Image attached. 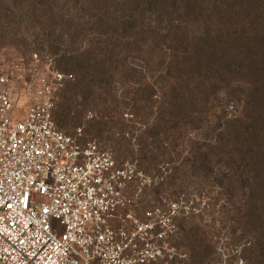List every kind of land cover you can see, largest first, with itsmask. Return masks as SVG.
Here are the masks:
<instances>
[{"label": "trees", "instance_id": "1", "mask_svg": "<svg viewBox=\"0 0 264 264\" xmlns=\"http://www.w3.org/2000/svg\"><path fill=\"white\" fill-rule=\"evenodd\" d=\"M32 44L74 77L60 130L122 133L139 169L165 167L168 199L217 205L191 237L200 262L227 238L235 261L264 264V0H0V46Z\"/></svg>", "mask_w": 264, "mask_h": 264}, {"label": "built area", "instance_id": "2", "mask_svg": "<svg viewBox=\"0 0 264 264\" xmlns=\"http://www.w3.org/2000/svg\"><path fill=\"white\" fill-rule=\"evenodd\" d=\"M73 78L45 50L0 58V264H188L172 236L191 205L169 200L140 215L156 179L118 165L82 127L58 128L54 110Z\"/></svg>", "mask_w": 264, "mask_h": 264}, {"label": "rangeland", "instance_id": "3", "mask_svg": "<svg viewBox=\"0 0 264 264\" xmlns=\"http://www.w3.org/2000/svg\"><path fill=\"white\" fill-rule=\"evenodd\" d=\"M44 49L46 50V47L40 46L39 44H32L31 46L4 45V46H0V58L15 57L23 52L29 53L31 51L33 52L34 50H44ZM14 114H16V117H19L18 111H16ZM128 118L131 119V116H128ZM137 128H139V124L138 125L136 124V127L132 131L131 129H128L129 133H125L124 137L130 138L131 134L133 136L139 135L140 131H135V129ZM121 134L122 133L116 132L114 137L104 138L98 142L101 144L102 147L111 148L118 165H121L124 162H132L136 164L138 170L143 172L147 177L156 179L153 185L147 186L145 188V199L141 202V204L138 207H135L136 212L142 215L146 209H150L158 206H162L163 208L167 209L168 204H170V201L172 200H176L175 202L178 203L179 208H183V209L185 204L186 205L192 204L191 202L187 203L188 200L189 201L193 200L192 198L195 199L194 200L195 202L196 201L199 202L200 196L198 198L192 195L186 196V194L184 193L177 198L178 200L171 196H169V198L172 200L168 199L166 195L169 194L166 191V186L164 183L165 182L164 177H166L165 167L158 166L148 171L146 170L143 171L142 169H139L136 161H133L131 157H125L126 154H128V152L126 153L124 147L117 143L118 141H120V138L122 137ZM85 140H93V139H85ZM127 147H137V146L133 145ZM131 188L134 187L132 186ZM131 188H129L128 194L129 192L130 194L131 192H133ZM214 195H215L214 197H216L217 199L212 198L210 200L211 203H214L215 200L219 201L220 203L223 202V199L218 200L217 194ZM129 208H126V211L129 210ZM217 208H218L217 205H215V207L207 206L205 210L202 208H196L190 211L189 213L188 212L181 213L177 217H175L174 222H175L176 230L172 236V241L174 243L179 241V243L182 244V247L179 249L181 251L182 250L185 251L188 254V256L190 255L192 257V261L195 264H233L234 257L237 254L236 253L237 250L235 247L236 245L231 244L229 239L227 240V238H224L223 241H219V242L216 241V243L214 242L215 246L214 245L212 246V244H210L208 246V251L206 253L207 257L204 259L205 261L200 262V259L203 256L201 254V248L196 247L195 243H193L194 240L191 237L194 233H197L200 236L201 234H203V231L210 230V227L214 223L213 220H216L218 217V214L215 213ZM206 210L209 211H207L206 213ZM178 234L180 236H178ZM198 242L199 241H197V243Z\"/></svg>", "mask_w": 264, "mask_h": 264}]
</instances>
